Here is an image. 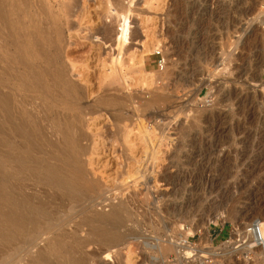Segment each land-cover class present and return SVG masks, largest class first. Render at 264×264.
Instances as JSON below:
<instances>
[{"label": "rangeland", "instance_id": "1", "mask_svg": "<svg viewBox=\"0 0 264 264\" xmlns=\"http://www.w3.org/2000/svg\"><path fill=\"white\" fill-rule=\"evenodd\" d=\"M69 1L75 5L68 24L62 19L46 28L64 37L49 42L40 27L33 29L35 22L20 21L18 0H0V11L15 26L0 30V93L11 94L15 112L22 105L48 135L54 122L56 130L69 125L72 137L83 134L80 158L98 184L75 201L41 194L52 214L40 223L50 220L51 229L33 248L13 253V264L35 259L57 234L79 245L87 264H264V253L248 248L247 230L258 221L264 233V0H119V11L99 21L95 8L105 0ZM83 3L90 12L86 24L78 13ZM119 15L129 29L117 48ZM29 30L43 45L40 57L31 59L34 69L57 70L61 85H76L83 96L77 105L61 102L55 80L43 90L20 87L25 72L17 47ZM3 115L2 140L10 128ZM1 145L5 183L6 171L16 169L1 157ZM34 184L29 176L14 182L36 198ZM117 205L124 208L114 227L121 239L108 245L96 237L100 224L92 214ZM12 256L0 238V264H12Z\"/></svg>", "mask_w": 264, "mask_h": 264}, {"label": "bare ground", "instance_id": "2", "mask_svg": "<svg viewBox=\"0 0 264 264\" xmlns=\"http://www.w3.org/2000/svg\"><path fill=\"white\" fill-rule=\"evenodd\" d=\"M66 1L67 0H18L21 6L20 21H22V23L35 22L36 27H34L33 29L37 30L40 27L41 34L47 37L49 39L48 40L49 42L51 41L57 42L59 38L62 40L64 36L61 35L60 30L52 32L51 29L50 31L52 33L50 32V35H48L46 33V28L47 27L54 28L55 26H57V23H60L62 19L64 20L62 21L63 23L66 22L65 25L68 24L65 18L69 19L70 15H72L73 12L72 10L75 4L73 5L74 1H69V3H66ZM98 1L100 0H97V2ZM128 2L130 3V1ZM99 4L100 5L97 4L98 5L97 7L95 6L96 7L95 9H97L96 12L98 16L95 19L96 20L98 19V21L99 18H101L100 16L106 15L105 17H107V15L111 14L113 11H115V13L116 11H119L118 9L119 0H105L104 3L99 2ZM76 9L78 8L76 7ZM62 13L64 17L62 16ZM78 13L80 17L79 20H83V19L85 20L86 18L90 20V17L88 15V13H90L89 7H87L86 3H83L82 8ZM78 13H76L77 16ZM117 14L121 15L122 13H117ZM120 15H119V17H121L120 19L121 21H119L121 22L119 25L120 29L117 36H115L117 48H120L125 43L129 29L127 18L125 17V15L123 16ZM8 18L7 16H5V12L3 10L0 11V30L5 28V30L7 29V31L10 30L9 32H11V30L14 29L15 26L12 28V26L14 25L13 22L10 21V18L8 20ZM85 24H86V20H85ZM100 26L102 25L100 24ZM5 30L4 31L1 30V33L2 31L5 32ZM98 31L102 32L103 30L100 31L98 29ZM28 32H30V30ZM38 32L40 33L39 30ZM8 34L9 33H7V35ZM29 34L30 35H26V33L24 34L22 43L18 44L19 46L17 47L19 49L17 60L21 62L20 65L25 72V75H23L22 78L20 77V79L18 80L20 87L23 90L25 89L30 90L33 86H34L33 88L42 89V87L44 85H47L49 81H51L54 84L53 82L54 80H55V85H57L59 83V81L57 80L58 79L60 80L61 78L60 73L57 70L52 72L50 70H49L50 72L49 71L43 72L41 70L42 72H40L34 69L36 64L32 65L34 61L32 62L31 59L35 60L36 56L40 57V53H41L40 46L42 48L43 45L41 43V45L38 46V44L40 43V42L38 43V41H41L39 40V38L37 40V43H35L36 41H34V39H36V36L39 34L36 33L37 35H35L34 31H33V35H31L32 34L31 32ZM105 34H108V31ZM11 39L13 40V36ZM58 44H60V42H58ZM12 45L14 46L16 45V43L11 44V46ZM46 49L47 48H45L44 50ZM47 52H45V54L49 56ZM55 55H52V57L49 58L50 59L52 58L55 59V57L57 58V56ZM45 59L46 58L42 59L43 64H45L44 63ZM49 62L52 63L53 60L52 62L51 61ZM54 65H56V63ZM54 68H56V66ZM58 68L61 67H57V69ZM7 71L10 74L12 73V71L9 70ZM61 74L63 73L61 72ZM60 83H63L62 79ZM60 83L59 85H57L59 89H57L58 91L55 92V95L56 93L59 95L58 92H60L61 93L60 95L63 96V97H59L62 100L60 101L65 105H73L81 99L80 97H83L80 96L78 93H76L75 92L76 90L74 91L73 88H75L76 85L73 86L72 81H71L72 84L70 83L65 84L66 81L64 85H61ZM31 84L33 85L32 87ZM77 90H80V88ZM45 93L46 91L42 93L40 96L41 103H44L43 94L45 95ZM2 94L0 93V111L2 114H4L3 116H5V118L9 122L10 128L8 132L9 134L8 135L4 134V136L7 135L5 139L2 140V137H0L1 138L0 143L1 144L3 143V145L1 146L3 148L5 147L4 150L6 149L5 150L6 153L2 152L1 157L3 154H5L4 157L7 160H5L3 157L2 158L9 165L10 163L7 161H9L8 159H10L11 165H14L10 167L11 168L15 167L16 170L14 169L15 174L13 173L10 174L11 172L9 173L8 171H6V176L8 178L5 183H3L0 180V238L5 242L6 247L8 248L9 251V255L11 257L13 253L22 250L23 247L33 248L36 245L37 241L40 239L41 235H43L44 232H48L49 229H51L50 220L40 223V221L44 219V217L50 216L52 214V210L50 207L51 205L47 201L42 202L38 199L41 194L49 193L50 195H54V198L57 195V197L61 199H66L68 201H75L78 200L79 197L85 192L95 191L96 188L98 187V184L96 181H94V179H91L89 173L88 174L86 173L82 159L80 158L83 155L82 151L84 150L83 147H82L83 150L81 149V145H83V143L82 144L80 143V141L83 139L84 136L83 134H82L83 136L79 135L78 137L75 135L76 138L75 136L72 137L76 133L71 132L73 130L71 127H69V125H65L62 128L61 126L62 124H61L60 125L61 129L56 130V128L59 127V124H56L54 122L50 126L48 125L49 130L51 131V133L49 132L50 135H48L46 133L47 131L46 129L48 128L47 127L44 128V124H41L39 121H35V118L28 111H26L22 105H19V107L21 108V109L19 108L20 109L19 112H17V110L15 112L14 110L15 100H13L14 98L11 96V94L9 93L4 95ZM52 98L53 97H51V100ZM47 99L49 100V98ZM20 102L21 103L19 104H22V101ZM15 119H19V121L16 125H13L14 122L13 120ZM77 120L75 122L78 123ZM65 122L66 121H64V124H66ZM59 123H61V121H59ZM81 125L82 124L79 122L77 124L78 129H76L75 131L77 130L80 131L79 128L82 127ZM57 135H59L60 139H57L56 141L55 137ZM14 136L19 138L20 141H18V144H15L12 141V137ZM85 151H87L86 148ZM83 160L85 161V159ZM7 167L10 169L9 166ZM27 176L33 178L35 186H39L40 191H37L36 198L25 193L24 187L14 186V182L16 179L18 178L23 179ZM123 213H124V208L121 205L112 207L110 211L105 214L93 213L92 221L99 223L100 226H103L104 224L110 225L109 229H104L99 226V228L95 232V234L97 235L96 237H102V240L106 242L108 245H113L115 243H118L121 239V236L114 230V227L116 224H118L121 221ZM260 225L261 224L258 221H255L254 223L248 226L249 228L247 230L250 239L248 241V248L249 249L259 248L260 251L264 253V233H262ZM187 231H188L187 233L190 236L193 235V231L192 232L189 230ZM65 239L66 237L63 236L62 234L61 235L57 234V236L53 238L51 237L50 240L48 239L47 241L48 243H46L43 246L44 247L42 248L43 250L40 249L42 251L38 252V256L35 259L28 261L27 264H87L86 255L80 252L79 245H77L74 241L68 244L67 242H64ZM211 255L216 256V254H211ZM14 256L15 255L13 254L12 264L15 263L13 261H16Z\"/></svg>", "mask_w": 264, "mask_h": 264}]
</instances>
